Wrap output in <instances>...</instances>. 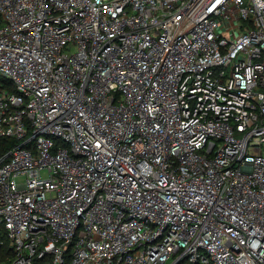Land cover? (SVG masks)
Masks as SVG:
<instances>
[{
  "label": "built area",
  "instance_id": "1",
  "mask_svg": "<svg viewBox=\"0 0 264 264\" xmlns=\"http://www.w3.org/2000/svg\"><path fill=\"white\" fill-rule=\"evenodd\" d=\"M0 138L9 264H264V0H0Z\"/></svg>",
  "mask_w": 264,
  "mask_h": 264
},
{
  "label": "trees",
  "instance_id": "2",
  "mask_svg": "<svg viewBox=\"0 0 264 264\" xmlns=\"http://www.w3.org/2000/svg\"><path fill=\"white\" fill-rule=\"evenodd\" d=\"M15 143L13 139L0 138V156L6 153ZM12 254L6 245L0 246V264H9Z\"/></svg>",
  "mask_w": 264,
  "mask_h": 264
},
{
  "label": "rangeland",
  "instance_id": "3",
  "mask_svg": "<svg viewBox=\"0 0 264 264\" xmlns=\"http://www.w3.org/2000/svg\"><path fill=\"white\" fill-rule=\"evenodd\" d=\"M17 181L19 182V181H21V179H18Z\"/></svg>",
  "mask_w": 264,
  "mask_h": 264
}]
</instances>
